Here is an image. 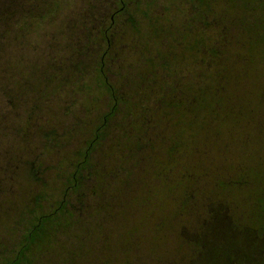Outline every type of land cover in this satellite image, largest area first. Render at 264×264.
I'll list each match as a JSON object with an SVG mask.
<instances>
[{
    "label": "rangeland",
    "instance_id": "1",
    "mask_svg": "<svg viewBox=\"0 0 264 264\" xmlns=\"http://www.w3.org/2000/svg\"><path fill=\"white\" fill-rule=\"evenodd\" d=\"M34 1L31 6H7L5 15H8V18L2 22L4 25H0V67H2L0 69V159L3 155L13 156L17 153V149L26 150L24 159H27L26 156L31 161L41 158L40 162H43L47 170L45 183L55 181L50 187L51 193L56 195L62 187L58 184L60 181H56L59 177L56 178L54 175L61 162L68 161L73 154L86 149L93 137V131L101 125L103 116L109 113L114 97L125 100V103L121 101L122 104L118 105V113L109 122V130L103 134L102 144L95 148L90 157L95 177L87 182L88 188L83 192L82 199L77 197L71 199V207L76 211L72 219L73 223L76 222L74 231L72 230L73 234L70 238L61 236L58 243L69 246L71 240L72 247L76 248L79 241L74 234L81 235L83 227L88 230L91 222L88 214L94 213L95 218L91 225L94 231L98 229V225L101 229L88 241L87 250L93 251V258L98 257L97 252H104L102 239H106L109 240L107 244L110 250L118 248L116 255L112 256L110 254L112 251L109 250L107 260L111 264H177L171 259H161L170 258L168 254L174 255L176 251L179 252L180 240L185 243L196 240L201 232V224L204 225L208 218V212L219 214L227 206L226 198L229 193L225 191L223 196L219 197L218 192L213 190L215 179L221 176L224 178L222 182L227 184L231 179H237L236 170L244 165L250 170L249 180L254 185L259 167L258 157L262 155L264 157V135L261 138L258 137L259 134L256 136L257 131L254 130V126L245 122L244 115L247 114L244 113L237 127L218 121L210 124V127L216 129L208 131L207 143L203 144L204 146H194L189 137L194 135L200 139L204 136L200 123L204 121L206 109L204 106L200 107L197 113H190L189 117V119H192L191 116L198 118L197 126L191 127L189 121L185 128L179 130L188 136L181 140L182 146L178 147L182 158L181 165L174 174L166 175L164 182L166 180L172 182V179L182 177L181 174L186 169L192 179L180 187L181 189L175 187L173 183L167 187V190L161 192L164 187L155 178L159 172L158 161L164 159L162 155L164 148L161 146L170 140V132L166 123H160L162 117L160 112H163L159 102L160 95L171 94L170 91L173 92L177 85L182 95L180 99L192 98L191 86L194 83V75L201 74L200 70H206L201 64L193 63L194 59L200 63L199 53L193 52L194 43L192 40L190 42L180 40L183 44L181 48L185 51L176 48L174 52L164 54L168 64L161 67H95L100 58L99 55L97 56L100 47L98 27L100 22L105 26L106 23L109 24L113 9L111 1ZM169 8L160 6L150 9L136 8L135 12V8H131L130 16L135 22L139 21L143 24L144 34L141 36L144 39L153 38L155 31L143 19V14L146 13L144 16L154 20L156 19L154 17L166 13L174 17L179 16L180 21H184L192 13L190 8L182 6ZM227 8L229 10L225 9L222 21L225 27L234 26L240 19L238 15L240 7L231 3ZM171 11L173 13H170ZM167 18L165 17L166 26L172 23ZM214 22L210 25L217 32ZM121 24L122 21L119 19L117 24L119 28ZM119 28L117 27L115 32H121ZM122 29L127 32L132 31L129 24L126 27L123 25ZM237 34L239 35V32ZM258 34L259 37L255 42L248 43V51L243 52L245 58L243 67H247L250 76L243 80L237 78L235 82H227V95L223 94L216 99L221 108L219 117L223 112L221 105L225 97L233 95L234 99H237V105L241 103L245 110H248L250 103L251 109L255 108L259 113L257 104L262 97L260 90L264 92V31ZM210 37L214 41L217 39V33L215 37L211 35ZM213 41L209 44L217 46L218 43ZM225 48L226 44L223 51ZM151 59H154V55ZM169 67L173 68L171 71L178 72L176 77L172 74V77H169L176 78L173 82L175 86L170 87V90L168 84L171 81L167 79V73L161 70ZM41 74L44 76L41 77ZM52 76L57 77L56 84L47 81ZM18 85H24L25 92L19 93ZM4 91L10 95L9 101L3 96ZM36 98L39 101H35ZM204 102L206 104L208 98ZM30 111H33V116L29 118ZM144 111H154L151 113L153 126L147 131L144 127V124L148 123L143 119L146 117L143 115ZM263 114L257 115L253 112L250 116L259 118ZM208 117L207 114L206 118ZM207 121L212 123L210 117ZM261 122L262 120H258V123ZM133 126L139 129L136 133L132 131ZM176 132L172 131L173 139L169 142L171 147L177 143L173 135ZM215 132L220 135L215 137ZM138 134L142 143L126 142V136L137 138ZM46 135H51L56 142L51 144V141H46L44 139ZM247 137L252 140L248 146L243 144V140ZM160 140L162 142L158 147ZM167 167L163 170L164 175L168 171ZM145 185L152 188L150 201L145 200L147 195ZM14 189L13 182L8 181L7 178L3 184L0 182V209L5 199L2 192L5 191L6 197L13 200ZM175 189L176 191L173 192ZM75 191L76 189L70 190L69 194L72 195ZM196 191L198 194L203 192V196L197 195L193 200L192 196ZM235 191L238 194L239 188L232 187L231 190L234 195L232 203L237 204ZM243 191L249 192L240 191L239 203L251 205L247 196H244L245 193L242 194ZM183 193L192 199L193 210L192 208L191 211L186 210L185 216L180 218L185 222H178L175 217L176 209L180 207L178 200L183 198ZM5 206L7 208L0 211V256L12 250L21 238L19 229L15 230L12 224L15 221V208L10 204H4ZM205 206L208 208L206 212L203 211ZM192 211L194 215L191 214ZM240 212L244 214L240 221L250 214V212L246 214L241 208ZM164 216L171 220V223H167L164 229L166 230L164 248L155 247L157 252L154 256L150 254L149 248L150 244L154 245L155 239L152 242L149 239L157 234V226L164 221ZM79 219L85 225L80 224ZM99 239H101L100 243ZM66 248L73 250L71 247ZM186 251L190 253L187 248L184 249V253ZM45 257L47 256L37 258L36 264L82 262L77 259L74 263H70L63 250L56 258ZM93 260H90L89 264ZM176 261L183 263L180 260ZM93 262L96 264L100 261Z\"/></svg>",
    "mask_w": 264,
    "mask_h": 264
},
{
    "label": "trees",
    "instance_id": "2",
    "mask_svg": "<svg viewBox=\"0 0 264 264\" xmlns=\"http://www.w3.org/2000/svg\"><path fill=\"white\" fill-rule=\"evenodd\" d=\"M33 2L35 3L34 0H0V25H4L2 22H5V19L8 18V15H5V9L7 6L25 7L26 5H33ZM44 5L46 4L44 3ZM44 5L42 4L43 7H45ZM226 9L229 10L227 7ZM202 11L203 8H200V17L204 16ZM238 15L240 17L238 22L234 26L226 27V37L224 39V47L226 44V48L224 51L219 49L221 40L218 38V34L217 39L214 40L218 45L215 46L209 44L210 52L207 56L202 54L201 48H199L200 63L195 59L193 63L195 65L201 64L202 67H206V70H200L202 72L201 74L196 73L194 75V83L191 86L192 98H190V100L186 99V97H184L183 100L180 99L179 97L181 94L177 89V85L173 92L170 91L171 94H167V96L164 94L160 95L159 102L163 108V112H160L162 113L160 123H166L170 132V140L166 143L164 142L165 144L161 146L164 148L162 154L164 155V159L158 161L159 172H157L155 178L157 181L159 180L164 187L161 192L167 190V187L173 185V183L177 188L183 187L185 183H188V181L192 179L187 174L186 169L184 173L181 174L182 177L179 176L176 180L172 179V182L169 180L164 182L166 175L171 173L174 174L175 170H178L177 167L181 165L180 162L182 158H180L178 147L182 146L181 140L186 139L188 136L182 134L179 130L185 128V125L189 121H191V127L197 126L198 118L191 116L192 119H189V117L191 114L197 113L200 107L204 106L206 109L204 121L200 123L201 129L204 130V136L200 139L196 138L194 135L189 137V140L194 146L207 143L206 136L212 129H216L215 127H210V124L217 123L218 121L219 123H230L233 127H237L239 120L243 118L242 114L244 113L247 114L244 115L245 122L254 126V130L257 131L256 136L259 134L260 136L258 137L261 138L264 135V114L259 118H252L250 116L253 112L257 115L264 113V92H262V89L260 90L262 97H260L261 100L257 104L259 113L255 111V108L251 109L252 105L249 102L248 110H245L241 103L237 105V99H234L235 96L233 95L232 97L224 96L225 100L223 105H221L223 112L221 117L218 116L221 108L216 99L223 94L227 95V82H235L237 78L243 80L250 76L249 72L246 70L247 67H243V64L245 63L243 52L247 50L248 43L251 41L255 42L256 38L259 37L258 33L264 31V0H257L256 5L240 6V12ZM237 32H239V35ZM211 41L213 40L210 39L209 43ZM234 65L236 66L234 67ZM0 69H2V67H0ZM7 69H9V67H7ZM172 69L173 68L171 67L168 69L161 68V70L167 73V79L178 75V72H173L171 71ZM42 75L43 74H41V77L44 76ZM56 78L57 77L52 76L47 81L56 84ZM175 79L176 78L170 79L171 83L168 84L169 90L171 89L170 87L175 86L173 83ZM23 86L24 85L17 86L19 93L22 91L25 92ZM248 92L251 91L248 90ZM260 93L258 92V94ZM2 94L7 98V101L10 100V98H8L10 95L7 94L6 91L2 92ZM254 94L253 91V95ZM206 98H208V102L205 104L204 100ZM209 99L211 100L209 101ZM35 101H39V99L36 98ZM121 101L125 103V100L114 97L113 103L109 108V113L103 116L101 125L93 131V137L87 144L86 149L73 154L68 161H62V164L59 165L60 167L56 169L54 177H59L56 181H60L58 184L62 187L57 191L56 195L51 193L52 189L50 187L55 181H48L49 183H45V180H47V170L43 162H40L41 158H36V161H31L28 159V156H26L25 158L27 159H24V155H26L25 149H17V153H14L13 156L9 157L7 155V157H5L3 155L1 157L0 182L3 184L6 178L8 181L13 182L15 193L13 200H11L6 197L7 193H5V191L2 192V196L5 199H3L0 211L2 212V210L7 208V206L4 207V204H10L15 208V221H13L12 224L14 225L15 230L19 229L21 238L15 243L16 245L12 247V250L5 253L6 255L0 256V263L36 264L38 260L37 258H43V256H47L45 258L48 259L51 257L53 258L54 256L56 258L59 252L63 250L70 263H74L79 259L82 260L80 264H83V261H85L84 264H89L90 260L95 259L93 261H100V264H111L110 261L107 260V256L111 251V256L116 255L118 248L110 250V246L107 244V241L109 240L102 239L105 249L104 252H97L98 257L93 258V251L87 250L88 241L93 235H97L101 229L100 225H98V229L94 231L91 225L93 218H95V216L93 217L94 213L91 215L88 214L91 221L88 230L82 226L83 229L80 232L81 235L79 234L78 236L77 234H74V237L80 243H78L76 248L72 247L71 240L70 244H68L69 246H65V244L61 245L58 241L61 236H67L70 238V235L73 234V227L76 222L73 223L72 219L75 217L76 211L71 207V199L72 197L82 199L83 192L88 188L87 182L95 177V171H93L94 169L92 168L90 157L95 148L102 144L103 134L109 130L108 124L118 113V105L120 103L122 104ZM152 112L154 111H144L143 114L144 117L146 115L143 119L148 122L144 124L146 131L153 126ZM207 114L212 120V123L207 121L209 119V117L206 118ZM28 115L29 118L32 117L33 111H30ZM258 120H262V122L258 123ZM132 129L135 133L139 130L135 126H133ZM161 130L164 131L163 128H161ZM172 131H177L176 134H173L177 142L174 147H171L169 143L173 139ZM218 135L220 134L215 132V137ZM138 136L139 137L136 138L128 135L125 137L126 142L137 141L142 143L139 134ZM44 139L46 141H51V144L56 142L54 140L55 138L51 135H46ZM251 141V138L247 137L243 140V144L248 146ZM161 142L162 140H160L158 147ZM258 158H260L258 159L259 167L254 185H252L250 183L252 181L249 180L250 170L248 167H244V165H241V169L239 166L236 170L237 173L235 177H237V179L235 177H233L235 179L230 178L231 181H228L227 184L222 182V179L224 178L221 176L215 179L213 182L214 186H212L214 188L213 190L218 192L219 197L223 196L225 191L230 194H227L226 208H223L219 214L208 212V218L204 225L201 224V232L197 235V239L193 240L192 238L193 241H187L186 243L183 240H180L178 247L179 252L176 251L174 255L168 254L170 258L166 257L161 260L171 259V261L173 260L177 264H180V262L176 260L182 261V264H264V191H262L264 190V157L262 155ZM165 167L168 168V171L164 175L163 170L166 169ZM195 181H197V179H195ZM145 186L147 194L145 200L150 201L152 188H148L147 185ZM232 187L239 188V195L236 191L234 192L238 199L237 204L232 203V198L234 196L232 195L233 192H231ZM73 189H76V191L74 194L70 195L69 192ZM241 190L249 191L246 193L243 191L242 194L245 193L244 196H247V200H250L251 205L239 203V198L241 199ZM175 191L176 189L173 192ZM210 192L211 194L213 193L211 190ZM195 193L196 194L192 196L193 200L197 198V195L200 197L203 196V192L198 194L196 191ZM184 194L185 193H183V198L178 200L180 207L177 208L178 210L176 209L175 217L179 220L178 222H185V220L180 218L185 216L186 210L191 211V208L193 210L192 199ZM190 202L191 204H189ZM240 208L246 214L250 212L248 217L242 221H240V219H243L242 216H244V214L240 212ZM206 210H208V208L205 206L203 211L206 212ZM189 214L190 212L188 215ZM191 214L194 215L195 213L192 211ZM164 218V221L157 226V234L153 236L154 238L149 239L150 242L155 239L154 245L150 244L149 248L150 254H153L154 256L157 252L155 247L161 246L164 248V241H166V230L164 229L166 225H168L167 223H171V220L167 219L165 216ZM78 222L84 224L81 219H79ZM98 242L100 243L101 239H99ZM66 247H71L73 250L70 251ZM185 248H187L190 253L187 251L184 253ZM193 253L196 255H193ZM155 260L158 261L159 259ZM93 261L91 264H95ZM49 262H51V260H49Z\"/></svg>",
    "mask_w": 264,
    "mask_h": 264
},
{
    "label": "flooded vegetation",
    "instance_id": "3",
    "mask_svg": "<svg viewBox=\"0 0 264 264\" xmlns=\"http://www.w3.org/2000/svg\"><path fill=\"white\" fill-rule=\"evenodd\" d=\"M113 6L111 9L109 24L106 26L100 22L98 27V37L100 47L97 56L99 61L95 67H161L168 64V59L164 54L174 52L176 48L183 47L180 40L194 43L193 52L199 53L201 48L202 54H209L210 35L215 37L216 33L221 40L219 49L224 48V39L226 37V27L222 21L225 9L231 3L233 6H252L257 0H110ZM160 6L169 7H185L190 8L192 13L184 21H180L179 16H170L168 14L154 17L152 20L148 16L143 19L155 31L153 38L144 39L141 35L143 24L135 22L131 17V8H147ZM200 8H203V17L199 16ZM216 8V9H215ZM170 9V8H169ZM131 12V13H130ZM133 12V13H134ZM130 13V14H129ZM170 13H173L171 11ZM169 13V14H170ZM220 13V14H219ZM223 14V15H222ZM165 17L172 22L166 26ZM176 18V19H175ZM119 19L122 24L119 28ZM211 19V20H210ZM215 21L217 32L214 31L211 22ZM104 24V27L102 28ZM130 25L131 32L124 31L125 27ZM145 25V24H144ZM217 25V26H216ZM119 31H116V28ZM199 29V31H195ZM202 29V30H201ZM184 52V48H181ZM162 54V55H161ZM154 55V59L151 56ZM147 59V60H145ZM146 61L149 63L147 64ZM181 65V64H180ZM182 66V65H181Z\"/></svg>",
    "mask_w": 264,
    "mask_h": 264
}]
</instances>
